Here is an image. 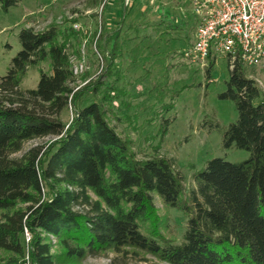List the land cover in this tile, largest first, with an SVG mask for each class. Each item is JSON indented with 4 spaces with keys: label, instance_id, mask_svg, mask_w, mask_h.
Listing matches in <instances>:
<instances>
[{
    "label": "trees",
    "instance_id": "16d2710c",
    "mask_svg": "<svg viewBox=\"0 0 264 264\" xmlns=\"http://www.w3.org/2000/svg\"><path fill=\"white\" fill-rule=\"evenodd\" d=\"M0 1L7 11L19 0ZM128 12L117 29L105 28L100 35L105 64L100 77L75 92L72 34L56 26L20 31L21 51L0 78V211L5 212L0 251L9 255L0 264H59L128 249L169 264H264L260 86L240 62L229 68L220 99L235 103L238 119L223 132V147L251 156L240 163L208 161L193 174L195 188L185 195L183 177L169 160H137L107 121L105 105L119 91L118 41ZM45 61L52 73L41 72L36 89L22 90L28 69ZM208 62L210 80L215 60ZM86 95L93 101L81 106ZM69 107L73 118L67 127L60 116ZM172 122H165L163 134ZM49 137L56 140L13 158L25 143ZM155 196L187 216L181 241L160 232Z\"/></svg>",
    "mask_w": 264,
    "mask_h": 264
},
{
    "label": "rangeland",
    "instance_id": "374dc122",
    "mask_svg": "<svg viewBox=\"0 0 264 264\" xmlns=\"http://www.w3.org/2000/svg\"><path fill=\"white\" fill-rule=\"evenodd\" d=\"M124 10L129 12L118 41L121 80L115 98L105 105L108 124L127 143L137 160H169L183 177L187 195L195 188L193 174L202 170L208 161L219 158L240 163L251 156L245 150L223 147V132L238 119L235 103L220 99V94L227 89L229 63L226 56L216 54L209 80L206 76L209 62L205 66L192 62L188 54L195 41L197 20L188 0H130L129 4L126 0H19L17 6L7 11L0 1V78L7 75L13 58L21 51L19 34L23 28L40 32L56 26L67 36L72 34L71 64L85 62V71L71 84L73 91L96 81L105 65L100 35L105 28L107 32L117 29ZM41 72L52 73L49 61L30 67L22 78L21 89H36ZM247 73L258 83L264 97V62L247 67ZM91 101L93 98L86 95L81 106ZM72 118L70 107L60 116L67 127ZM169 120L173 122L163 134L162 128ZM217 124L220 129L215 128ZM55 140L49 137L27 142L13 158ZM155 206L162 235L173 242L181 241L187 216L178 209L166 207L157 196ZM4 214L0 211V220ZM50 240L55 246L56 239L51 236ZM8 258L7 253L0 251V263ZM59 264L169 263L128 249Z\"/></svg>",
    "mask_w": 264,
    "mask_h": 264
},
{
    "label": "built area",
    "instance_id": "2783aa9c",
    "mask_svg": "<svg viewBox=\"0 0 264 264\" xmlns=\"http://www.w3.org/2000/svg\"><path fill=\"white\" fill-rule=\"evenodd\" d=\"M130 0H126L129 4ZM197 27L189 57L193 63L228 59L232 70L240 62L255 67L264 62V0H188ZM79 29L78 25H75ZM72 62V60H70ZM85 71V62L71 64L73 78ZM29 241L30 235L26 233Z\"/></svg>",
    "mask_w": 264,
    "mask_h": 264
}]
</instances>
